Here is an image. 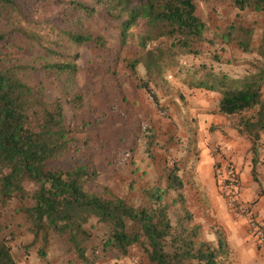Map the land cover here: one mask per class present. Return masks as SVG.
I'll return each instance as SVG.
<instances>
[{
    "label": "trees",
    "instance_id": "trees-1",
    "mask_svg": "<svg viewBox=\"0 0 264 264\" xmlns=\"http://www.w3.org/2000/svg\"><path fill=\"white\" fill-rule=\"evenodd\" d=\"M27 2L0 0V203L30 199L21 211L34 240L42 239L46 245L57 239L83 264L122 258L135 244L142 245L151 264L220 263L229 253L228 245L220 234L214 240L201 238L176 163L168 168L166 186L154 183L144 191L138 207L113 194L91 191L88 185L99 174L91 161L73 163L65 170L51 166L74 141L73 129L65 120L62 101L49 99L42 80L30 78L39 72L48 77L66 75L72 81L78 53L69 51L71 47L107 44L91 26L101 19L117 31V55L136 38L138 49L125 58L126 66L159 106L152 82L175 66L180 56L200 54L205 42L234 44L254 55L249 62L252 69L237 78L205 72L195 86L219 92V114L251 112L244 130L238 131L251 138L253 152L264 129V0H203L261 14L257 41L254 28L240 20L211 29L196 0H69L59 23L44 32L27 31L19 24L27 19ZM140 21L143 31L135 35L133 29ZM17 37L40 52L24 63L12 59L7 63ZM72 101L79 106L80 94H74ZM2 216L0 212V264H16L12 235Z\"/></svg>",
    "mask_w": 264,
    "mask_h": 264
},
{
    "label": "rangeland",
    "instance_id": "rangeland-1",
    "mask_svg": "<svg viewBox=\"0 0 264 264\" xmlns=\"http://www.w3.org/2000/svg\"><path fill=\"white\" fill-rule=\"evenodd\" d=\"M27 1L24 10L27 19L22 18L19 24L27 31L44 32L59 23L69 0ZM196 2L200 15L211 29L240 20L254 28L256 41L259 38L263 24L261 14L225 4L213 6L203 0ZM91 26L105 36L107 44L71 47L69 51L78 53V69L72 81L66 75L48 77L39 72H34L30 78V81L42 80L49 99L62 101L65 120L73 129L74 141L60 158L49 164L65 170L73 163L91 161L99 172L88 185L91 191L113 194L138 207L144 191L154 183L166 186L168 168L176 163L184 182L187 206L194 222L201 226V238L214 236L217 239L219 234L223 237V228L218 222L215 224L204 215L215 200L225 202L216 168L224 162L233 164L225 158L217 139L233 133L244 136L251 144L248 141L251 138L238 131L239 126L244 130L243 123L251 112L217 113L219 92L197 87L195 82L205 72L242 77L252 69L249 62L254 55L234 44L202 43L200 54L180 56L175 66L152 82L159 102L156 106L152 96L138 85L135 75L126 66L125 58L138 49L136 38L130 39L117 55L119 42L114 25L96 19ZM142 31L140 21L133 33L138 35ZM13 42L16 45L7 53V63L10 59L24 63L40 52L19 37ZM76 93L81 96L79 106L72 101ZM226 124L230 125L229 130H225ZM149 138H153L152 143ZM221 158H225L224 161ZM208 167V174L202 175ZM30 204V199L17 198L0 203L1 220L12 235L10 245L16 264H83L57 239H50L46 245L42 239L34 240L21 211L23 205ZM41 248L45 250L43 254ZM95 264L151 263L142 245L135 244L126 256L102 259Z\"/></svg>",
    "mask_w": 264,
    "mask_h": 264
},
{
    "label": "crops",
    "instance_id": "crops-1",
    "mask_svg": "<svg viewBox=\"0 0 264 264\" xmlns=\"http://www.w3.org/2000/svg\"><path fill=\"white\" fill-rule=\"evenodd\" d=\"M229 129L230 125L226 124L225 130ZM248 141L251 143L250 139ZM217 143L220 144L225 158L232 161L236 168L238 200L249 205L254 216L264 225V129L256 139L253 152L252 143L249 144L244 136L239 134L221 136ZM225 158L221 160L224 161ZM213 159L214 157L211 161ZM208 172L209 167L201 174ZM204 215L215 224L218 222L219 227L223 228V237L229 253L222 258L220 264H264V246L257 244L248 234L246 220L232 215L225 202L221 199L215 200L211 206L208 205V211ZM211 239L216 238L212 236Z\"/></svg>",
    "mask_w": 264,
    "mask_h": 264
},
{
    "label": "built area",
    "instance_id": "built-area-1",
    "mask_svg": "<svg viewBox=\"0 0 264 264\" xmlns=\"http://www.w3.org/2000/svg\"><path fill=\"white\" fill-rule=\"evenodd\" d=\"M216 174L229 211L234 216L244 218L248 225V234L257 244L264 246V225L257 220L249 205L238 200L236 168L232 163L224 162L216 168Z\"/></svg>",
    "mask_w": 264,
    "mask_h": 264
}]
</instances>
